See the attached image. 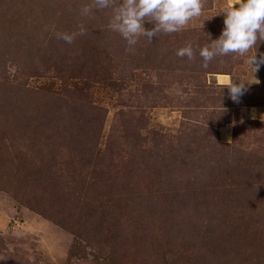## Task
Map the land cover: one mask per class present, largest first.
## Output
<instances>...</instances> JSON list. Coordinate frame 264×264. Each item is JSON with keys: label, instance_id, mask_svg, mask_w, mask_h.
<instances>
[{"label": "rangeland", "instance_id": "374dc122", "mask_svg": "<svg viewBox=\"0 0 264 264\" xmlns=\"http://www.w3.org/2000/svg\"><path fill=\"white\" fill-rule=\"evenodd\" d=\"M0 264H264V0H0Z\"/></svg>", "mask_w": 264, "mask_h": 264}]
</instances>
